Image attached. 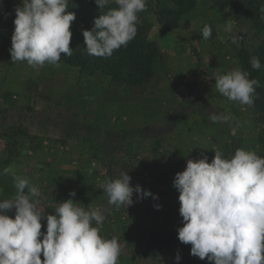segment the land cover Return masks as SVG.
I'll return each mask as SVG.
<instances>
[{"label": "rangeland", "instance_id": "rangeland-1", "mask_svg": "<svg viewBox=\"0 0 264 264\" xmlns=\"http://www.w3.org/2000/svg\"><path fill=\"white\" fill-rule=\"evenodd\" d=\"M77 1L68 0V6ZM237 4L252 9L239 0H198L171 43L154 12L143 11L151 25L148 39L161 60L152 81L140 88L66 64L33 67L17 61L14 66L0 43V172L11 167L37 186L40 194L34 199L43 213L52 214L57 202L69 198L102 211L100 234L118 239L119 264H175L177 254L180 264H208L191 256V245L177 238L182 218L173 180L187 159L207 156L211 162L217 150L263 153L264 62L261 69H251L256 74L245 63L264 51V21L239 17ZM205 24L212 29L207 40L201 34ZM5 39L11 43L9 34ZM169 52L180 60L164 62ZM236 68L259 82L251 107L229 101L214 87L216 76ZM222 114L231 119L211 120ZM123 171L131 176V186L140 185L158 199L138 200L134 194L132 206L110 207L101 184ZM15 193L12 175H0V196L11 199ZM156 238L170 248L149 250L147 242Z\"/></svg>", "mask_w": 264, "mask_h": 264}, {"label": "clouds", "instance_id": "clouds-1", "mask_svg": "<svg viewBox=\"0 0 264 264\" xmlns=\"http://www.w3.org/2000/svg\"><path fill=\"white\" fill-rule=\"evenodd\" d=\"M94 2L100 10H107L94 18L91 30L82 31L85 48L89 55L111 57L135 38L138 14L146 11L147 0ZM110 3L116 6L108 7ZM67 9L68 0H20L14 9L11 61L58 67L61 54L70 57V26L76 16ZM226 31H231L230 25ZM201 34L209 39L211 26L205 24ZM250 64L255 70L262 67L256 56ZM214 79L215 89L229 101L249 107L254 104L259 82L249 79L248 72L236 68ZM230 119L227 114L211 117L213 122ZM9 174L16 193L14 198L0 199V264H119L122 250L118 239L100 234L99 226L106 218L102 211L69 198L57 202L52 214L43 213L34 199L40 189L11 167L0 172ZM173 187L179 193L182 218L177 238L191 245V256L208 264H264V157L237 148L230 157L214 151L211 162L207 156L187 159L185 169L175 174ZM101 188L108 205L115 208L132 206L134 194L138 200L158 199L140 185L131 186L127 171L116 179H106ZM160 207L155 205L156 210ZM13 211L14 217H10L8 213ZM180 260L177 254L175 264Z\"/></svg>", "mask_w": 264, "mask_h": 264}, {"label": "trees", "instance_id": "trees-1", "mask_svg": "<svg viewBox=\"0 0 264 264\" xmlns=\"http://www.w3.org/2000/svg\"><path fill=\"white\" fill-rule=\"evenodd\" d=\"M223 1L227 3L235 0ZM239 1L247 3L252 8L250 10L248 8L243 9L242 6L237 4L236 10L239 17L246 16L252 19L253 22H257V20L258 22L264 21V3H257L254 0ZM77 2L72 7L68 6L67 9L68 12H74L76 16L75 21L70 26V31L72 32L70 48L73 49V53L70 57L61 54V59L58 63L66 64L71 68H78L83 74L88 76L98 73L103 74L114 82L124 84L130 88H140L149 84L154 78V67L161 60V55L157 45L148 39L151 25L144 21L143 12L138 14L137 34L126 47L115 51L111 57H96L87 53L82 31L91 30L94 26V18L98 17L99 14H103V11L107 9L100 10L92 0H78ZM197 3L198 0H150L147 1V8L154 12L160 24L164 25L168 30H174L179 26L181 19L196 8ZM18 5L12 0H0L2 26L10 36H12L14 31V9ZM115 6L114 3L108 5V7ZM254 56L264 62V51L255 53ZM245 64L247 66L246 69H253L249 61ZM252 72L256 74V71ZM230 153V151L225 152V157H230L232 155ZM260 156L264 157V149ZM0 199H9V197L0 196ZM8 215L14 217V211L9 212ZM44 230L42 228V231ZM156 239L147 242L149 250L151 248L154 250L170 248V245H163L158 241V238Z\"/></svg>", "mask_w": 264, "mask_h": 264}, {"label": "crops", "instance_id": "crops-1", "mask_svg": "<svg viewBox=\"0 0 264 264\" xmlns=\"http://www.w3.org/2000/svg\"><path fill=\"white\" fill-rule=\"evenodd\" d=\"M168 31L170 33L165 34V38H167L166 39L167 42H170L171 43L174 40V38H175V36H174L175 29L174 30H168ZM7 37H8V33L4 30V28L2 26L1 18H0V43L2 45H5L6 46V49L9 51V49L11 48V43L8 44V43L5 42L6 41L5 38H7ZM163 51H165V48H163ZM163 60L166 63H172V62L175 63L176 61H179L180 60V56L178 57L176 53H170L169 52V54H167V55L164 56V59ZM10 62H11V64H14V66H16L19 63V62H13V61H11V58H10Z\"/></svg>", "mask_w": 264, "mask_h": 264}]
</instances>
